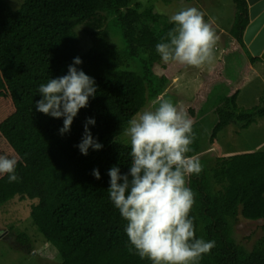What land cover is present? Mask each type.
I'll return each instance as SVG.
<instances>
[{
    "label": "trees",
    "instance_id": "1",
    "mask_svg": "<svg viewBox=\"0 0 264 264\" xmlns=\"http://www.w3.org/2000/svg\"><path fill=\"white\" fill-rule=\"evenodd\" d=\"M234 3L231 35L243 44L248 4ZM79 26H85L93 43L85 53ZM172 27L133 0H25L17 10L0 0V101L14 106L0 122V139L18 157L20 177L9 183L7 175L0 176V209L15 198L38 201L31 205L30 217L60 264H151L129 251L127 222L110 199L108 172L113 166L121 174L129 171L130 143L124 142V129L148 100L166 94L169 78L153 68L161 61L155 46ZM110 34L121 36L120 48L108 43ZM75 58L82 61L75 65L78 70L95 80L97 92L79 110L70 131L61 135L63 118L41 113L35 104L42 99L39 86L67 75ZM238 94L236 89L216 104L211 143L229 125L244 129L264 118V105L238 112ZM89 118L95 125L88 128L103 147L90 148L85 156L77 146ZM193 131L189 155L198 156L203 170L188 178L195 194L190 218L197 238L216 242L199 264H264V151L232 153L212 162L201 157L205 149L196 125ZM239 216L263 223V235L251 249L235 239ZM8 236L16 249L32 251L27 233Z\"/></svg>",
    "mask_w": 264,
    "mask_h": 264
},
{
    "label": "clouds",
    "instance_id": "2",
    "mask_svg": "<svg viewBox=\"0 0 264 264\" xmlns=\"http://www.w3.org/2000/svg\"><path fill=\"white\" fill-rule=\"evenodd\" d=\"M169 23L173 27L155 46L164 64L200 68L213 62L219 37L202 11L182 8L169 17ZM81 63L75 58L67 75L39 86L42 99L35 104L36 110L63 118L61 135L70 131L79 110L97 92L95 80L75 66ZM88 125H95V120L86 121L77 146L85 156L90 148L99 151L103 147ZM193 125L194 119L183 105L157 96L151 108L136 113L124 129L130 143L129 171L121 174L113 166L108 172L110 199L127 222L129 251L151 264H199L216 246L214 240L196 237L194 218H190L195 194L187 186L188 178L203 170L198 156L189 155L195 140ZM17 164L18 157L0 155V176L7 175L9 183L17 182ZM93 175L101 178L98 169Z\"/></svg>",
    "mask_w": 264,
    "mask_h": 264
},
{
    "label": "rangeland",
    "instance_id": "3",
    "mask_svg": "<svg viewBox=\"0 0 264 264\" xmlns=\"http://www.w3.org/2000/svg\"><path fill=\"white\" fill-rule=\"evenodd\" d=\"M5 1L12 9L17 10L25 0ZM135 3H140L144 9L152 8L154 13L161 15L167 22L180 9L196 7L204 13L205 21L212 25L219 37L214 50L215 58L211 64L195 68L176 63L164 64L160 61L153 68L158 76L169 78L166 94L163 96L175 104L183 105L194 119L196 135L205 149L201 157H209L214 162L232 153L264 151V118H258L256 123L244 129L239 124L229 125L211 143L218 118L215 106L221 98L231 96L233 91L239 89L238 112L264 105V62L257 60L252 63L251 57L254 56L247 45L238 41L236 45L234 40L237 39L231 38L237 14L234 0H133V4ZM76 32L81 40V52L85 53L91 48L92 39L85 26H79ZM107 40L109 44L119 48L122 44L121 36L110 34ZM151 101H147L143 110L151 108ZM190 108L192 111L188 110ZM13 109V105L0 101V122ZM123 138L125 143H129L127 137ZM0 155L16 156L1 139ZM37 202L15 198L0 209V236L4 235L0 237V264H60L56 250L46 242L30 217L31 205ZM262 224L261 221H249L239 216L234 223L236 241L251 249L255 241L263 235ZM20 231L29 235L32 241L31 252L18 250L6 240L10 232L16 237Z\"/></svg>",
    "mask_w": 264,
    "mask_h": 264
},
{
    "label": "water",
    "instance_id": "4",
    "mask_svg": "<svg viewBox=\"0 0 264 264\" xmlns=\"http://www.w3.org/2000/svg\"><path fill=\"white\" fill-rule=\"evenodd\" d=\"M246 1L249 23L244 30L242 40L252 55L264 62V0Z\"/></svg>",
    "mask_w": 264,
    "mask_h": 264
},
{
    "label": "crops",
    "instance_id": "5",
    "mask_svg": "<svg viewBox=\"0 0 264 264\" xmlns=\"http://www.w3.org/2000/svg\"><path fill=\"white\" fill-rule=\"evenodd\" d=\"M228 36H229V34H228ZM231 36V35H230ZM231 38H234V37H232L231 36ZM234 40V39H233ZM235 42H236V45L238 44V42H237V40H234ZM225 42H227L226 40H225ZM227 52H231V51H234V50H226ZM261 62H263V61H261Z\"/></svg>",
    "mask_w": 264,
    "mask_h": 264
}]
</instances>
